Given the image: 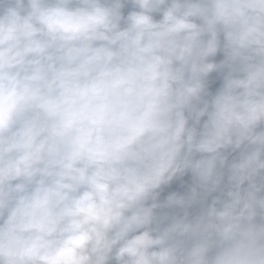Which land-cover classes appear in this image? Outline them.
<instances>
[{
  "label": "clouds",
  "instance_id": "1",
  "mask_svg": "<svg viewBox=\"0 0 264 264\" xmlns=\"http://www.w3.org/2000/svg\"><path fill=\"white\" fill-rule=\"evenodd\" d=\"M0 264H264V0H0Z\"/></svg>",
  "mask_w": 264,
  "mask_h": 264
}]
</instances>
